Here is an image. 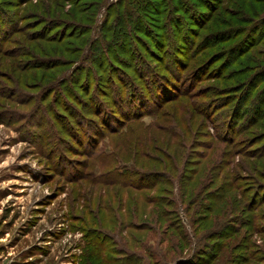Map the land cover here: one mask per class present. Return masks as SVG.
I'll return each mask as SVG.
<instances>
[{
    "label": "rangeland",
    "instance_id": "obj_1",
    "mask_svg": "<svg viewBox=\"0 0 264 264\" xmlns=\"http://www.w3.org/2000/svg\"><path fill=\"white\" fill-rule=\"evenodd\" d=\"M131 2L0 0V264H264V0Z\"/></svg>",
    "mask_w": 264,
    "mask_h": 264
},
{
    "label": "trees",
    "instance_id": "obj_2",
    "mask_svg": "<svg viewBox=\"0 0 264 264\" xmlns=\"http://www.w3.org/2000/svg\"><path fill=\"white\" fill-rule=\"evenodd\" d=\"M141 1H142V2H140L141 5H139L136 2H131L130 8H133L134 7L133 9L135 11V15L137 13H139V11H141V12L142 11H145L146 8H147V10L150 9V11H152V12L154 11L153 10L154 8L151 6V3L155 2V0H141ZM123 3L124 2L121 1V2L117 3L118 5H116V6H118V7L121 6L122 7L124 5ZM14 7H17V6H14ZM55 7L58 8L57 5ZM132 12L133 11H131V9H125L124 12H121L122 14L120 13L121 15L115 14L116 17L113 18L112 24L110 25V28H108L107 30H105L107 27H109V25L106 26V28L104 27L105 29L103 30L104 31L103 33H105V32L110 33L109 38L107 40L104 39L105 44L103 46H104V50H105L106 54L109 53V49L116 48V45H118L123 39L126 40L127 38H129L128 33L130 31L137 32L136 31V27L137 26L135 24L131 23V20H129V18H133V14H131ZM142 13H145V12H142ZM120 17H122V18L120 19ZM127 19H128V21H130L129 23L132 24L131 27L128 28V30H126V28H125V20H127ZM65 22H67V21H65V20L62 21L59 16H54L53 15V16L48 17L47 20L43 21L42 23H39V25L32 31V35H33V37L35 36V38L32 39L30 42H36V44L37 43H40V45L42 44V45H45V46H47L48 44L49 45H55V46L56 45H60L64 39H62V40H49V38L50 37H53V36H56L57 35V32L55 33V31H59L60 29H62L65 26V24H64ZM45 24L53 25V26H50L51 27V30L49 31V34H47L48 36H46V33H44V34L43 33L42 34L39 33V31L43 30V27L45 28V26H44ZM52 29L54 30V32H51ZM68 30H70V26H67V28L65 29V31H68ZM42 32H44V31H42ZM50 32H51V34H50ZM64 34L65 33H61V31L58 33V35H60V36H62ZM84 35L86 36L85 33H79L78 36H76V37L71 35V36H69V39H76V40H78L79 38L84 37ZM87 46H89V45L87 44ZM56 49L57 48H53V47H50L49 48V47H46V50H44L43 52H41V56H38V58L36 60H34V63L43 62L46 65H51L50 67L47 68L48 71H56V69H58L59 67H62V65L59 64V63H61L60 60H59L61 58H58V57L55 56ZM118 50H121L120 47H119ZM95 53H100L98 47L95 50ZM114 57L116 58V56H114ZM40 59L43 60V61H41ZM107 59H108V56H107ZM102 62L105 63V64H107V60L106 59L105 60L102 59ZM100 66H101L100 65V62H97L96 66H95V69H94L95 76L93 78V80L95 82L94 83V90H96L98 93H101L100 92V91H102L101 88L104 87V86L101 85L103 83V80L104 81L106 80V82H110L111 81L112 74H113L112 72H110L111 70L109 69V67L106 70H103L102 71L101 68H100ZM108 66H109V64H108ZM36 69H40V66L36 67ZM54 73H56V72H54ZM90 74L91 73L87 72L86 73V77L91 76ZM52 76L53 75H49V80L50 81H53L54 80L52 78ZM88 90H89V87L86 88V90H84V93L85 92L88 93Z\"/></svg>",
    "mask_w": 264,
    "mask_h": 264
}]
</instances>
